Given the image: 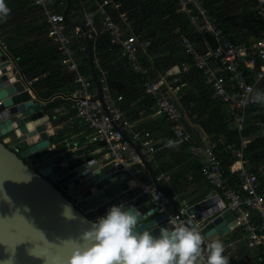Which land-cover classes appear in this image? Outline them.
<instances>
[{
  "label": "built area",
  "instance_id": "2783aa9c",
  "mask_svg": "<svg viewBox=\"0 0 264 264\" xmlns=\"http://www.w3.org/2000/svg\"><path fill=\"white\" fill-rule=\"evenodd\" d=\"M173 1L176 11L186 17L188 25L186 34L177 36V44L184 57L176 63L177 72L166 75L162 69L161 72L157 70L156 67L160 66L149 63L152 51H147V48L150 43L132 33L129 23L125 21L126 11L118 10L120 6L117 2L76 0L71 7L68 5L63 15L61 10L64 0H29L44 18L45 32L41 36V45L58 54L57 64L69 74L73 82L64 98L66 102L49 110L51 128L55 133L61 128L62 121L68 125L76 121L87 130L88 143L96 145L95 157L98 158L93 156L94 161L98 159L103 164L125 171L155 202L157 211L166 212L168 223H183L181 213L188 203L158 188V184L165 179L162 175H155L153 180L143 176L144 163L149 162L151 153L156 150L149 130L133 125L124 117L122 103L125 98L116 92V84L115 93L110 92L105 81L109 71L98 66L96 53L101 49L94 48L95 41L107 42L102 50L117 47L124 61V69L137 75L140 94L149 98L154 109L166 119L173 142L187 143L186 151L197 163L201 178L215 190L214 194L218 198L215 203H222L233 215L234 225L238 227L235 233L242 234L246 247L258 246L264 253V162L249 165L242 152L250 140H264V121L255 122L249 132L239 134L244 128L248 110L258 102L263 103L261 113L264 114V99L257 98V92L264 95V0H252L260 31L257 37L246 42H238L231 37L204 4L205 0ZM71 8L82 12L72 11ZM70 13L74 15L73 18ZM177 31L176 26L172 28L173 33ZM83 33L90 43L93 68L99 71L96 77L100 98H97V88L89 73L81 71V60L86 59ZM191 34L198 37V46L204 47V51H200L197 44L191 41ZM0 47L4 48L1 41ZM189 63L199 73L200 82L208 94L220 103L224 114L238 132L237 144L225 142L222 146V152L233 157L232 163H236L233 169L228 166L234 182L232 186L223 174V153L219 152L217 141L206 137L203 140L193 138L182 122L183 112L177 103L179 98L175 99L173 93L179 88V75L190 69ZM13 74L23 84L25 93L32 97L30 83L34 79L23 76L16 67ZM46 74L44 71L42 75ZM261 80L263 86L259 90L255 89ZM249 89L252 91L249 92ZM40 102L43 103L42 100ZM50 147L52 145L46 149ZM74 148L73 145L70 147L71 150ZM192 225L201 232L200 222ZM206 256L205 253L201 264H206Z\"/></svg>",
  "mask_w": 264,
  "mask_h": 264
},
{
  "label": "water",
  "instance_id": "95a60500",
  "mask_svg": "<svg viewBox=\"0 0 264 264\" xmlns=\"http://www.w3.org/2000/svg\"><path fill=\"white\" fill-rule=\"evenodd\" d=\"M69 2L64 0L61 14ZM83 38L88 73L100 98L85 33ZM14 67L0 50V264H67L75 246H87L80 234L89 224L122 203L136 206L143 214L141 230L172 227L166 212L157 211L155 202L125 171L94 161L81 148L52 145L46 149L54 135L52 122L40 99L35 94L30 97L15 79ZM262 86L263 80L255 89ZM130 181L135 187L129 186ZM216 200L215 194L204 195L181 213L183 223H201L207 241L225 239L238 230L233 215Z\"/></svg>",
  "mask_w": 264,
  "mask_h": 264
},
{
  "label": "crops",
  "instance_id": "0c3cea01",
  "mask_svg": "<svg viewBox=\"0 0 264 264\" xmlns=\"http://www.w3.org/2000/svg\"><path fill=\"white\" fill-rule=\"evenodd\" d=\"M20 1L21 0H18V2ZM25 1L27 2V0ZM18 2H16L15 5H8L9 3L7 2L6 4L8 7L11 6L10 10L13 11L15 9H21L23 7V5L21 3L18 4ZM207 5L213 16H215L219 21L220 25L223 28L227 29L231 37H233L236 41L246 42L258 36L260 31V24L257 20V15L252 0H207ZM28 7L30 9L29 12L33 11L38 15V12H36L30 4L28 5ZM71 10L79 13L82 12L80 9L74 10L73 8H71ZM23 13H26L25 16L28 15V11H24ZM70 17L73 18L74 15L70 13ZM2 21H0V25H2ZM150 23L154 27L157 25V23L154 21H150ZM24 24L30 25V20H26ZM14 26L17 27L19 25ZM0 27L2 29L1 33L3 35L9 34V31L13 32L14 30V27L12 25H5ZM8 27H10V29H8ZM41 36L42 35L40 34V32L35 29L26 38L18 39L12 42L10 44L11 50L7 49V45L9 43H5L6 46L4 48L0 47V50L3 54L6 55L7 58H10L11 62L14 64L13 56L19 50L24 51L23 48H28L30 44L32 45L33 49L24 51V53L34 52L35 50L40 48L39 45L43 44ZM190 39L198 46L199 39L196 35L191 34ZM160 40L161 45L151 52V55L149 56V63L151 65L153 64V66H160L156 67L159 72H161L162 69L166 75L174 74L177 72L176 63L182 56L180 52L168 54L166 49L174 48L177 45V40L172 36V33ZM18 46H20V49L18 48ZM198 49L200 51H204V47L200 48V46H198ZM159 58L162 60L156 61V59ZM123 63L124 61L118 53L116 58H112L111 62L107 63L106 70L109 71L108 75L113 73L114 71H122L124 69ZM51 68L52 65L50 64L45 67H40L39 71L37 72L38 76L40 77L39 79H42L43 83H47L50 87L60 85L61 82H65L64 74H52L51 71H49V69ZM44 71L47 73V76L51 73L49 79L59 78L63 79L64 81L59 80L54 84H52V81H50L49 79L48 80L50 82H48L47 79L45 81V75H42ZM194 76L188 75L186 77L185 75L186 81L184 82V84H182V86L180 84L178 90L173 93L175 99L178 98V96L181 94V91L183 93L185 90H189L192 87L191 84L194 80H196L195 78H193ZM29 78H33V81H35L36 79L34 76H30ZM191 78L193 79L192 81L190 80ZM114 84H116L117 86V91H120L122 96L125 98L122 103L124 109V117L127 120L131 121L133 125L145 127L150 132L156 150L151 153V158L147 165L151 170L153 176L162 175L163 177H165V179H163V182H160L158 184V188L164 193L175 194L180 201H184L188 204L193 203L204 195L214 194L215 190L203 181L200 173L198 172V168H196L197 163L190 157L188 151H186L185 145L187 143H185L184 145L175 144L173 142V136L168 129V123L166 119L163 117V115H161L154 109L150 102L149 104H147L146 97L140 94V90L135 85H133L134 82H132L130 78H126V76L123 74ZM132 89L136 90L139 95L134 96L133 94H131L130 91ZM197 90H200L199 93L197 92ZM192 91L194 94L202 95V99L204 96H207V98L209 99H214L208 94L200 81L199 88H195ZM123 92H127L130 94L124 96ZM33 94L35 93L33 92ZM179 98H181V96ZM143 102H146V105ZM177 103L181 109L182 106L179 102V99L177 100ZM187 104L191 105L192 102L188 101ZM219 108L223 109L221 105L219 106ZM45 112L48 119L50 120V111ZM182 112V122L185 126L186 131L195 139L203 140L204 137L208 138L199 123L200 119H196V117L194 116H192L190 119H187L183 110ZM86 135L87 130L84 127L78 125L76 121H74L72 125H68L62 121L61 128L55 131L54 135L49 138V145H65L68 148L73 145L75 146V148H81L84 155L91 154L95 157L96 145L94 143H88L89 141L87 140ZM169 137H172V139L170 138L168 140ZM219 152L223 153L221 154V161L223 165L227 168L230 165V168L233 169L236 164L232 163L234 161V158L229 157L226 152H222V150L220 149ZM97 161L100 162L98 159ZM143 176L144 178L150 179L146 169L145 173H143ZM219 240L225 247L224 255L228 257V264H260V262L262 261L260 255L264 257L263 249L261 247H246L244 244L243 236L239 232L234 233L233 235H230L225 239L222 238Z\"/></svg>",
  "mask_w": 264,
  "mask_h": 264
},
{
  "label": "trees",
  "instance_id": "16d2710c",
  "mask_svg": "<svg viewBox=\"0 0 264 264\" xmlns=\"http://www.w3.org/2000/svg\"><path fill=\"white\" fill-rule=\"evenodd\" d=\"M8 1L9 0H5V3ZM112 1L118 3V5L120 6L118 10L126 11L125 21L129 23L132 33L138 35L140 39H145L150 43L147 48V51L149 50L153 51L157 49L161 45L160 39L169 36L171 33L176 40L179 34H184V33L186 34V26L188 25L187 19L184 15L176 11V7L173 0H112ZM27 2L30 4L29 0H27ZM75 2L76 0H70L69 7H71V5L74 4ZM204 4L208 7L207 0L204 1ZM37 16L38 19L37 17H35L34 19L33 17L31 19L29 18L30 25L24 24L22 26L14 27L13 32L9 31L8 32L9 34L6 35H3L1 33L2 29L0 27V41L3 42L4 47L6 46L5 43L7 44L9 43L7 45L8 46L7 49L11 50L10 44L12 42L18 39L26 38L35 29L38 30L41 35H43L45 32L44 18L39 13ZM150 21L156 22L157 25L154 27L153 25H151ZM175 26L178 28V31L173 33L172 28H174ZM8 29H10V27H8ZM177 42L178 40L176 41V44ZM106 43L107 42L105 41L102 42L96 40L95 45L93 44L95 49L97 50L101 49V51H98L96 53L99 59L98 66L100 69H106L107 63L111 62L112 58H116L119 53L117 47H112L107 50H102V48L106 45ZM19 47L20 46H18V48ZM39 47L40 48L35 50L34 52L24 53V51L19 50L13 56L14 65L23 76L25 77L34 76L36 78L35 81L30 83V87L32 88L36 97L43 101V103L41 104V108L44 111H49L53 107L66 102L64 98L65 96L68 95L69 91L71 90L73 86V82L72 79L69 78V74L57 64L58 54L54 51H49L48 50L49 48L43 45H39ZM166 50L168 54L181 51L178 44L174 48L172 49L167 48ZM181 56L184 57L182 53ZM159 60L162 59L160 58L156 59V61ZM49 64L52 65V68L49 69V71H51L52 74L63 73L65 76L64 79L65 82H61L60 85H55L53 87H50L48 86L47 83H43L42 79H39L40 77L38 76L37 72L39 71L40 67H45L48 66ZM188 65L190 69H188L185 73L179 75L178 83L181 84L182 86V84H184V82L186 81V77L188 75L194 76L195 74L193 78H195L196 80H194L193 83L191 84L192 85L191 88L193 90L195 88H199L200 75L196 70H194L190 66V63ZM123 67H125L124 63H123ZM81 71L85 74L88 73L87 61L85 58L81 60ZM94 71L98 76L99 71L96 67H94ZM51 73L48 74V76L47 74L44 76L45 81L46 79L48 82L51 81V79H49ZM123 74L126 76V78H130L132 82H134L133 85H135L140 90L137 75L128 70L123 69L122 71H114L109 75L106 74L105 81L107 83L108 89L109 90L112 89L110 90L111 93H115L114 83ZM67 78H68V84H67ZM53 79L57 82L59 80H63L59 78L57 79L53 78ZM190 80L192 81L193 79L191 78ZM191 88L189 90H185L183 93L181 91V94L178 96V98L181 96V98H179V102L181 103V105L187 104L188 101H191L193 105L195 104V101L198 98L199 94H194ZM116 92H120V91H116ZM130 92L134 96L139 95V93L134 89H132ZM129 94L130 93L123 92L124 96H127ZM200 97H202V95H200ZM202 100L204 102L201 105L197 106L198 109L205 110L206 107L210 106V110L205 113L202 119L199 120L200 121L199 123L202 126L206 136L211 140H216L218 147L221 150L223 143L225 142L237 144L238 132L236 131L235 127L232 125L230 119H228V117L224 114L223 110L219 108L220 103L215 98L209 99L207 98V96H204ZM146 101L147 104H149L150 102L149 98H146ZM143 103H145L146 105V102ZM262 105H263L262 102H258L256 106L248 110V115L244 121V128L242 129V131H239V134L242 135L245 134L246 132H249L255 122L259 120L264 121V114L261 113ZM185 108L187 113V112H194V109L196 107L193 106L188 108L187 106H185L184 109ZM170 138L172 139V137H169L168 140ZM242 152H243V156L245 157L249 165H253L255 162H264V140L259 138H254L250 140L243 148ZM196 168H198L197 164H196ZM223 168H224L223 174L227 178L229 185L232 186L234 182L232 181V177L228 171V168L224 165ZM260 256L262 258L260 264H264V257L262 255Z\"/></svg>",
  "mask_w": 264,
  "mask_h": 264
},
{
  "label": "clouds",
  "instance_id": "9594fccd",
  "mask_svg": "<svg viewBox=\"0 0 264 264\" xmlns=\"http://www.w3.org/2000/svg\"><path fill=\"white\" fill-rule=\"evenodd\" d=\"M10 12L5 0H0V21ZM257 98L264 95L257 92ZM129 186L135 187V182ZM142 218L132 204L109 207L80 234L87 246H75L67 264H201L205 253L206 264H228L223 243L219 239L206 242L191 222L141 230Z\"/></svg>",
  "mask_w": 264,
  "mask_h": 264
},
{
  "label": "rangeland",
  "instance_id": "374dc122",
  "mask_svg": "<svg viewBox=\"0 0 264 264\" xmlns=\"http://www.w3.org/2000/svg\"><path fill=\"white\" fill-rule=\"evenodd\" d=\"M18 2V0H9L7 3H9L8 5H15V3ZM21 3L23 5V7L21 9H15L13 11L10 12V15L8 17H6L5 19H3L2 21V25L1 26H5V25H12L13 27H16L14 25H19V26H22L24 25L25 21L27 19H31L33 17V19L35 17H37L38 19V16L37 14H35V12H29V7H28V3L25 1V0H21L20 2H18V4ZM11 9V6L9 7ZM24 11H28V15L25 16L26 13H23ZM36 15V16H35ZM30 49H33L32 45L30 44L28 46V48H23L24 51H29ZM52 83H55L57 81H55L53 78L51 79ZM200 90H197V92L199 93ZM204 101L202 100V98L200 97V94L198 96V98L196 99L195 101V105H193V103L191 105H188V104H183L181 105L183 110H184V114L185 116L187 117V119H190L192 116L196 117V119H202L205 115L206 112H208L210 110V106L206 107L205 110H202V109H198V105H201ZM187 106L188 108L189 107H193L195 106L196 108L194 109V112H187L186 113V108L184 109V107Z\"/></svg>",
  "mask_w": 264,
  "mask_h": 264
}]
</instances>
